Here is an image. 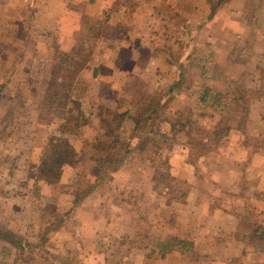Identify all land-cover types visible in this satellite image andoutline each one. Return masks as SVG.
<instances>
[{"label":"rangeland","instance_id":"1","mask_svg":"<svg viewBox=\"0 0 264 264\" xmlns=\"http://www.w3.org/2000/svg\"><path fill=\"white\" fill-rule=\"evenodd\" d=\"M48 1L46 5H40L39 1L32 4L31 0H0V228L10 229L25 242L35 244L44 238L47 226L51 227L46 232L44 248L32 250L24 242V253L0 238V264H230V257H226L227 242H224L229 237L221 235L222 225H218L225 213L218 208L210 209V193L211 189L215 190L213 198L239 214L244 221L256 222L261 217L249 209L251 204L247 205L246 198L250 201L252 194H240L242 189L237 180L240 181L238 177L243 164L230 160L231 168L224 164L228 162L225 157L229 154L224 140H227L230 125L241 124L244 119H257V113L264 112L263 106L259 108L255 100V97L264 95L263 63L256 68L260 61L257 58L255 64L248 67L250 69L244 64L242 82L236 89L235 85L229 84L233 87L231 91L241 95L238 104L228 93L221 98V106L206 108L192 101L177 119L182 127L197 113L200 117V124L190 125V139L185 137L186 128L179 135V142H192V148H186L188 164L185 168L180 165L184 159L181 149L177 147L171 152V148L166 147L157 153H148L151 161L131 151L116 170L94 178L95 159L100 155L94 153L92 143L105 129L103 132L94 130L92 123H85L95 122L89 117L91 102L82 97L85 105L81 106V101L75 99V102H69L68 109L43 104L53 70L50 59L53 51L47 50V46L54 44L56 37L48 36V33L59 32L68 36L69 32L77 31V37L82 40L86 33L89 34L87 37L92 34L94 37L98 29L104 30L108 24L100 15L99 25L91 29L89 24L94 18L90 19L92 16H87L83 9L88 1L85 5L74 0ZM129 1L123 0L122 5L136 11L139 26L143 19L147 20L145 13L150 9L153 11L158 19L153 20L154 25L150 24L152 33L157 29L159 35L172 37L164 44L175 45L176 55L179 46H183L184 53L185 45L190 41L198 47L197 31L205 18L201 14L195 17L191 14L195 7L199 10L202 6L210 8L208 2ZM247 2L249 23L245 28L251 33L257 27L258 31L264 30V17L261 20L252 17L262 0ZM93 5L96 9L97 6ZM120 6L121 3L116 5L117 8ZM65 7L67 13L62 11ZM39 10L45 12L44 16H37ZM108 10L110 8L105 14ZM69 11L78 14L73 16L68 14ZM46 14L61 16L58 24L52 26ZM255 37L253 42L258 40L257 35ZM96 41L97 38H90L87 45L92 46ZM242 60L240 63L243 64L245 61ZM248 72L251 74H246ZM134 84L136 90L132 103L141 99L145 91L139 80L136 79ZM259 85L261 89H256ZM217 87L222 88L223 84ZM88 89V83L82 82L75 94L83 96ZM103 112L109 115L105 110ZM79 113L81 118L76 119ZM130 132L125 127L121 129L123 140ZM249 132L252 135L248 138L255 149H264V134L255 137L256 130ZM104 137L108 136L100 138ZM65 141L75 146L77 155L74 163L65 168L60 183L49 185L36 180L35 168L49 155L52 143ZM237 153L236 157L250 154L243 150ZM176 162H179L178 166ZM227 171L233 176L230 181L235 180V186L231 188L223 176ZM216 174H221L226 182H216ZM189 181L204 189L202 200L187 202V198H194L187 194ZM91 182L97 183L95 190L76 202L78 195L75 193L87 190ZM253 197L257 199V196ZM241 248L237 244L231 246L228 254L237 252L235 256H238Z\"/></svg>","mask_w":264,"mask_h":264},{"label":"crops","instance_id":"2","mask_svg":"<svg viewBox=\"0 0 264 264\" xmlns=\"http://www.w3.org/2000/svg\"><path fill=\"white\" fill-rule=\"evenodd\" d=\"M36 1H39L40 5L42 3L46 5L49 2L48 0H31V3L35 4ZM74 1L79 4L84 3V5L87 1L89 2L83 9L87 12V16H92L90 19L94 18L89 24L90 27L92 26L91 29H95V25H99L100 15H102V18H105L108 24L104 30L99 31L98 29V32L94 34V38H97V41L92 45L93 52L91 58L87 65L77 74L72 91L74 102L78 100L81 101V106L85 105L82 97L91 102L90 106L92 109L89 110V117L92 119L91 121L94 119L95 122L85 121V123H92L94 130L99 129L103 132L104 128L101 123V118L104 116L103 110H110L126 113L125 130H131V134L135 129L133 117L141 107V100L146 98L147 102L158 103V109L160 106L166 105L164 114L160 118H157L155 123L150 121L152 127L154 124L155 136L158 137L162 132H171V126L164 118H174L178 115L181 116L177 117V119L181 118L185 113V109L191 105L192 101H196L206 108L213 105L221 106V98L227 93L233 102L240 101L241 95L237 91L235 92V90L231 91L233 87L229 86V84L235 85L236 89V86L242 82V78L245 75L244 64H246V69H250L248 67L253 66L255 59L259 58L260 63L258 62L256 68L261 63L264 66V30L258 31L257 27L254 33H251L248 32V28H245L246 24L249 23V18L246 16L248 6L246 3H248V0H227L221 5L214 17L210 19V8L202 6L203 8L201 7L199 10V8L195 7V11L191 15L195 17L197 14H201V17L205 18L204 24L197 31L199 42H196V45L198 47H194V44L190 41L185 45V52L183 53L180 51L181 47L178 42H176L179 46L177 55L175 54L177 51L175 50V45L168 46L164 44L171 40L172 37L170 38L167 34L165 36L159 35L157 29L152 33L150 24H153V20L158 18L156 15H153L151 9L145 13L147 20L143 19V23H140L139 26L137 24L138 16L136 11L128 6H123V0ZM142 1L147 2V0ZM135 2L140 3L138 0L129 1V3ZM118 3H121L119 8L116 7ZM124 3L126 4L125 1ZM93 4L97 6L96 9ZM106 4L109 6H105ZM109 8L110 10L105 14ZM62 11L67 13L66 7ZM38 12L36 13L37 16H44L45 14L44 11L40 12L39 10ZM68 14L77 16L78 13L69 11ZM46 16L52 26H56L58 19L61 18V16L53 14H46ZM252 17L256 20L263 19L264 0L257 6ZM237 18H239V21L236 22L235 19ZM94 20L97 21L93 22ZM122 30L124 31L121 33ZM78 33L77 31H71L68 33V36L62 35L59 32L56 34L48 33V36H56L54 44H51L52 46L49 45V47L47 46V50L53 51L50 59L54 61L57 47L60 50L69 51L73 49L75 43L87 41L93 35L87 37L89 34L87 35L86 33L85 37L81 40L77 37ZM255 34L258 37L257 43L252 40L256 39ZM173 36H176V34H173ZM155 37L158 39L155 40ZM98 40H101V42ZM162 40L163 42L161 43ZM260 41L261 44H258ZM181 49L183 50V46ZM241 58L243 59L242 61H245L243 64L240 63ZM182 64L184 65L183 71L181 69ZM189 70L193 71V73L189 74ZM181 72L186 76V83L180 87L177 86L175 89H171L179 82ZM246 74L251 73L248 72ZM136 79L143 83L145 91L141 99L139 98L135 103H132V99H135L136 89L134 83ZM82 82L88 83L89 89L83 96L82 94L78 96L75 93ZM219 84H223V87H217ZM196 87L198 90L195 91ZM207 89L209 90L208 95L205 92ZM256 89H261V85L257 86ZM82 90L85 89L83 88ZM256 91L260 92L259 90ZM255 100L258 102L259 108L261 105L263 106L261 108L264 110V105L262 104L264 95L255 97ZM197 114L195 117L189 118L190 120L185 126L189 133L191 132L189 129L190 125L200 124V117ZM76 117L78 119L81 118L80 113ZM255 117L258 118L247 121L244 119L241 124H232L228 127L229 134L226 137L227 140H224V142H226L229 149V154L225 157L227 158L225 160L228 162L224 164L230 168L231 164L229 160L236 164H243L241 174L238 177L240 181L236 179L239 182L238 186L242 189L240 194H252L250 195V201L248 197L246 198L247 205L251 204L252 207L249 209L255 210L261 214V217L256 222L244 221L239 214L232 212L228 206L221 205L219 201L217 202L213 198L215 190L211 189L210 193V209L214 210V208H218L219 211L221 210L225 213V216L219 219L218 225H222L221 235H228L229 237L224 242H227L225 244V247H227L226 257H230V264H264V247H259L264 244V211L262 209L264 208L262 206V203H264V149L258 148L256 150L255 145H252L248 138L249 135H252L249 132L251 129L256 130L253 133L255 137H260L264 134V112L259 111ZM143 130L146 132L140 131V135L149 132L148 125L144 126ZM189 133H185V137L188 136V139H190ZM130 134H127L129 136L126 139L132 140ZM180 134L173 135L174 138L172 140L174 143L172 146H169V149L171 148V152L175 151L177 147L179 150L181 149L184 159L181 160L180 165L181 168H185L188 164V158L185 155L188 153V150L186 152V148L189 146L192 148V142L191 140H188L187 143L179 142ZM129 144L131 146L134 145L133 143ZM242 150L250 154L247 156L239 154L236 157L235 154H238L237 152ZM131 151L134 154H138L134 151V147H132ZM145 158L147 161L152 160L151 155H147ZM178 163L176 162L175 165L178 166ZM251 164H253V167ZM224 174L223 176H225L229 185L228 188H231L233 185L235 186V180L233 182L230 181L233 178L230 171L224 172ZM214 177L216 178H214L216 182H226L223 181L224 177L222 178L221 174H216ZM189 183L190 186L187 194L194 196V198L191 200L187 198V202H195L197 199L202 200V197L205 196L204 189L200 185H194L190 181ZM254 195L257 196V199L253 197ZM222 207L225 208L222 209ZM232 213L235 215H232ZM211 239L209 240L211 241ZM209 240H207V243H209ZM236 244L237 247H242L238 256H235L237 252H229L228 254L231 246Z\"/></svg>","mask_w":264,"mask_h":264},{"label":"trees","instance_id":"3","mask_svg":"<svg viewBox=\"0 0 264 264\" xmlns=\"http://www.w3.org/2000/svg\"><path fill=\"white\" fill-rule=\"evenodd\" d=\"M225 1L227 0H207L210 6L209 19L214 17ZM89 39H87V41L85 40L79 41L80 43H75L73 49L69 51L60 50L58 47L56 48L52 64V77L47 86L48 88L44 97V105L51 107L62 106L63 108L68 109L69 102L74 101L72 99V91L75 78L79 71L87 65L93 52V46L87 45ZM181 48L180 51H182ZM181 69L183 71V64L181 65ZM183 74L184 73L181 72L179 82L171 89H175V87H180L182 84L186 83V76ZM205 92L207 95L209 94L208 89ZM235 103L238 102L235 101ZM158 106V103L154 104L152 101L147 102L146 98L141 100V107L139 108L138 113L133 117L135 129L130 134L132 140H123L121 136V129L125 127L127 121L126 113L105 110L109 114L107 115L103 112L105 117L102 116L101 123L105 132L102 135L108 137H104L103 139L100 138L101 135L92 143L94 153H99L98 155H100L98 159H95L97 164L92 172L94 178H100L104 173L116 170L123 162L126 154L132 150V147H134L136 153L141 154L142 157H147L149 152L157 153V151L164 150L166 147L173 145V135L185 131L186 129L184 128L186 124L184 123L181 127L177 122V117H180L181 115L174 118L166 117L164 120L166 119L170 124L171 132H162L158 137L155 136V127L154 124L152 127L150 121L155 123V120L160 118L166 110V105L160 106L159 109ZM68 111H71V109ZM75 118L78 119L77 117ZM146 125H148L149 132L140 135V131H144L143 128ZM185 133L188 134L189 131H186ZM222 136H220V139ZM129 143H133L134 145L131 146ZM76 155V148L71 142L65 141L52 143L49 155L43 158L40 164L35 168L33 174L35 179L43 181L49 185L60 183L65 168L74 163ZM96 187L97 183L91 182L90 187L87 190L75 193V195H78V200H76V202H79L81 198L90 195ZM50 229L51 227L47 226L45 230L48 232ZM46 232L44 238L42 237V240L35 244L25 242L16 232L6 228H0V238H2L5 243L10 244L13 247L15 246L18 250L24 253L23 251L25 250L26 244L32 250L38 247L44 248ZM24 242L26 244H24Z\"/></svg>","mask_w":264,"mask_h":264}]
</instances>
